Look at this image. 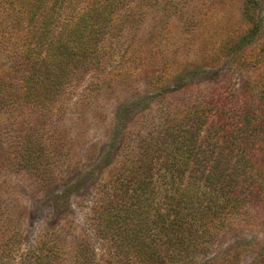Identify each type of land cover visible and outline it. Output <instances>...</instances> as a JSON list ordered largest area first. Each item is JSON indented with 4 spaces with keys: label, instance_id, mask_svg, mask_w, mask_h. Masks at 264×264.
I'll use <instances>...</instances> for the list:
<instances>
[{
    "label": "trees",
    "instance_id": "1",
    "mask_svg": "<svg viewBox=\"0 0 264 264\" xmlns=\"http://www.w3.org/2000/svg\"><path fill=\"white\" fill-rule=\"evenodd\" d=\"M156 2L0 0V23L7 39L16 36L25 63L18 73L9 65V79L2 83L8 85V95L1 90L0 98L18 122L25 107L40 112L36 119L27 116L26 124L18 123L22 129L16 135H11L14 122L0 128L6 165L24 169L42 190L63 182L56 195L60 198L74 189L64 185L63 171L80 173V168L63 159L70 147L56 127L66 111L64 95L74 80L100 66L105 54L108 59L118 54L122 64L132 45L141 42L143 21ZM246 2L249 26L222 45L227 57L255 49L259 0ZM258 52L252 64L264 63V46ZM187 88L185 94L173 95L162 118L150 105L128 121L125 117L140 100L169 97L162 89L120 103L102 155H88L92 169L82 172L90 180L81 197H101L92 222L110 247L107 261L97 260L88 242L66 241L57 231H46L31 250L22 251L20 210L9 208L0 186V264H8L6 258L14 252L21 264H202L200 257L232 220L245 211L247 216L264 212V79L240 101L230 90L197 94ZM91 100L82 104L85 111ZM6 136L12 147H4ZM103 165L110 171L94 175Z\"/></svg>",
    "mask_w": 264,
    "mask_h": 264
},
{
    "label": "rangeland",
    "instance_id": "2",
    "mask_svg": "<svg viewBox=\"0 0 264 264\" xmlns=\"http://www.w3.org/2000/svg\"><path fill=\"white\" fill-rule=\"evenodd\" d=\"M246 1L157 0L143 21L141 42L132 45L122 64L118 54L110 59L105 54L100 66L91 68L79 80L73 81L71 92L64 95L67 105L65 114L56 123L67 138V147H70L63 159L80 168V173H71L68 168L63 171L64 185L74 188L67 196H56L64 188L63 182H56L54 187L42 190L38 180L24 169L6 165L2 160L6 152H0L2 197L10 204L9 208L20 210L18 224L22 251L31 250L46 231H57L66 241L78 239L88 242L97 260L107 261L110 247L98 236L92 222L93 210L101 197L98 194L81 197L90 180L82 174L92 169L88 161L89 153H94L96 157L102 155L115 108L141 93L162 89L169 97L163 101L158 97L150 101L140 100L135 112L125 116L127 121L148 105L158 118L165 117L171 109L169 105L173 95L185 94L187 87L197 94L230 90L233 98L240 101L251 89L260 85L264 79V63L252 64L251 60L260 57L258 51L264 46V0H259L254 11L261 25L258 37L251 44L255 49L228 57L222 50L224 43L238 38L249 26L244 14ZM2 26L4 24L0 23V91L8 95V85L2 86V83L9 79V65L13 64L15 73H18L25 63L17 52L16 36L7 39L6 27ZM215 70L218 72L213 73ZM173 86L178 89L167 93V89ZM83 94L87 95L84 100ZM87 97L92 100L86 106L89 110L85 111L82 104ZM176 101L175 97V104ZM1 104L3 100L0 98V128L3 129L8 121L14 122L11 135L18 134L22 129L18 123L26 124L27 116L31 121L40 114L25 107L23 115H18V122L14 116L7 114L4 104ZM10 141L6 136L5 148L12 147ZM98 168L94 171L96 176L102 170L104 174L110 171V167L105 169L104 165ZM246 213L223 229L207 255L200 257L202 264H264V212L253 216ZM15 253L6 258L8 264H21L19 255Z\"/></svg>",
    "mask_w": 264,
    "mask_h": 264
}]
</instances>
